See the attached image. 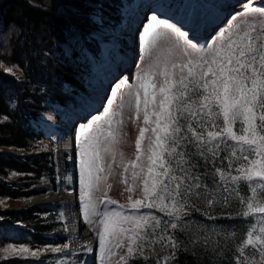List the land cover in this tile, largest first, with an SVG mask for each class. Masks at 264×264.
<instances>
[{
	"label": "trees",
	"instance_id": "1",
	"mask_svg": "<svg viewBox=\"0 0 264 264\" xmlns=\"http://www.w3.org/2000/svg\"><path fill=\"white\" fill-rule=\"evenodd\" d=\"M134 1L0 0V65H3L0 67V206L9 202L22 204L35 197L39 191L33 187L40 182L55 189L58 183L55 146L40 121L52 115L57 105L63 108L71 105L69 93H88L86 79L95 73V57L101 51V42L95 35L120 26ZM169 1L188 8L194 0ZM159 11L186 25L172 4L160 0L156 9ZM91 13L100 16L99 23ZM176 151L191 153L184 157L187 163L179 166L175 154L168 158L172 165L170 174L182 181L179 196H175L178 181L169 184V190L184 208L179 219L156 207L136 209L152 223V217L159 218L161 224L155 229V236L138 241L143 245V254L134 252L135 258H128L125 253L127 264H156L158 259L160 264H237V257L243 260L245 256L258 261L259 253L253 257L255 250L251 246L243 247L241 241L247 238L253 224L254 235L259 233V228L264 226V214L239 215L246 208L240 197L251 198L253 194L244 187V181L231 182V175H237L236 168L246 162L233 158L232 166L228 167L230 160L222 159L225 152L201 156L196 154V147L185 148L183 143ZM162 171L156 166L153 176L168 184L167 178L155 175ZM221 172L226 174L225 179H221ZM196 184L200 187H190ZM157 187L159 191L160 185ZM233 188L239 190V195L231 191ZM261 196L264 190L257 189V199ZM225 197H229L227 204ZM155 199L149 196L144 202L152 203ZM171 200L172 197H167L166 203L171 205ZM165 221L176 223L177 228L168 226L161 233ZM63 228L57 210L36 206L21 210L0 208V264H57L58 260H72L61 257L56 250L64 249L67 244L59 234ZM161 234L173 237L177 247L172 248L167 239L157 242ZM161 244L167 245L162 251ZM238 246L243 247L244 255L237 251ZM21 247L29 253L18 255L8 251Z\"/></svg>",
	"mask_w": 264,
	"mask_h": 264
},
{
	"label": "snow or ice",
	"instance_id": "2",
	"mask_svg": "<svg viewBox=\"0 0 264 264\" xmlns=\"http://www.w3.org/2000/svg\"><path fill=\"white\" fill-rule=\"evenodd\" d=\"M258 14L264 16V9L259 10ZM151 20V24L144 33L146 50L153 47L159 38L172 33L176 35L177 40L185 39L183 55L188 59L181 63L165 62L163 67L159 64L153 65V68L159 70L143 71L136 78L138 81L135 94L137 115L143 103L144 124H150V117H155V120L152 121L154 126L151 128L154 139L149 140L150 155L147 156L149 162L147 173L152 181L151 188H149V179H145L143 181L144 198L135 201L129 198L131 207L137 210L140 207H156L169 217L175 216L179 219V213L183 210L184 204L177 201L175 196L180 195L179 187L182 181L179 177L170 174L172 165L168 158L175 154L178 166L180 163H187L184 157L191 153L176 151L177 147L183 143L185 148L188 145L196 147V154L201 156H205L206 153L216 156L219 152H225L222 159L230 160L228 167L232 166L234 159L246 162L236 168L237 175L227 173L231 175L233 184L244 181V187L250 188L253 194L251 198L240 197V203H246V208L239 215L248 217L254 213L264 214V196L257 199V189L264 190V43H260L264 37L260 35L254 37L250 30H241L233 26L227 30V36L224 33L218 36V43L206 49H198L196 44L187 40L186 33L180 32L172 24L164 21L161 30V21L156 16H153ZM187 49H192L191 55ZM157 76L162 78L159 82L155 79ZM141 93H143V100H141ZM150 105L151 111H149ZM113 115L114 113L109 111L104 120V123L110 126L106 134L100 123H97L94 128L87 125L81 130V182L87 189L85 196L89 197L86 208L91 204L90 196L93 188L99 184L100 177L96 173L103 171L99 166L102 160L101 150L106 151L107 145L115 141L111 128ZM146 130V128L140 129L139 138L136 141V160H140L141 140L144 139ZM131 163L135 168V161ZM153 166L163 170L155 175L167 178L168 184H165L163 179L159 181L155 179ZM141 171L143 172L144 169L141 168ZM225 177L226 174L221 172V179ZM173 181H178L175 196L169 190V184ZM158 185H160L159 191ZM190 187H200V185ZM189 190L190 188L186 189L185 194ZM128 191L132 189L129 188ZM231 191L239 195L237 188ZM149 196H155L156 199L152 203H145ZM167 197H172L171 205L166 203ZM224 203H229V197L224 198ZM85 215L87 216V212ZM102 215L103 231L99 233L101 251L105 250L106 236L116 239L126 236L129 241L128 258H135L134 252L143 254V245L138 241L155 236V229L161 224L160 219L155 217L151 218L154 220L152 223L147 216L107 211ZM164 224L165 228L161 230V233L166 231L168 226L177 228L174 222L165 221ZM125 225L130 227L126 228ZM255 232L256 225L253 224L247 232V238L241 241V245L251 246L255 250L252 256L254 257L258 252L260 259L257 261L245 256L241 260L237 257V264H264V226L259 228L258 234L254 235ZM165 239L172 248L177 247L173 237H165L163 234L159 235L157 242ZM164 247L167 245L161 244V251ZM243 247H237L241 255H244ZM56 250L59 251V249ZM8 251L18 255L29 253L25 247L11 248ZM30 254L37 255L36 252ZM172 255L174 256L175 253ZM163 259L166 261L167 257ZM121 260L127 264L125 257H121ZM156 264H160L159 259Z\"/></svg>",
	"mask_w": 264,
	"mask_h": 264
},
{
	"label": "rangeland",
	"instance_id": "3",
	"mask_svg": "<svg viewBox=\"0 0 264 264\" xmlns=\"http://www.w3.org/2000/svg\"><path fill=\"white\" fill-rule=\"evenodd\" d=\"M146 1L151 2L147 6L141 4ZM162 1L172 4L175 10H179L182 21H185L186 25L180 24L177 19L172 18V15L170 17L160 11L157 13L156 9L160 0H135L127 8V14L121 19L120 26L109 32L95 35V38L101 42V51L95 57L97 59L95 73L86 79L89 82L86 89L88 93H69L72 98L71 105L65 108L57 105L52 115L44 116L40 121L41 128L48 132L55 146V162L58 170V183L55 189L46 182H40L33 187L39 191L35 197L22 204L9 202L0 206L1 209L13 210L36 206L61 213L64 228L59 234H62L67 244L64 249L58 251V254L63 258L71 257L72 260H58L57 264H123L121 257H124L127 252L129 244L127 237L116 239L106 236L105 250L102 252L99 246V233L103 231L101 221L102 213L105 211L141 216L136 209L131 208L129 198L132 201L143 199V181L149 179L147 156L150 155L149 140L154 139L151 128L154 126L152 121L155 117H150L149 125L144 124L143 103L137 115L135 94L138 81L136 78L149 69L158 71L159 69L153 68V65L159 64L163 67L165 62L181 63L188 59L183 55L185 39L177 40L176 35L172 33L159 38L153 47L146 50L144 33L152 22L151 18L156 16L161 21V30L163 22L167 21L180 32L186 33L187 40L196 44L198 49H206L218 43V36L221 33L227 36V30L233 26L241 30H250L254 37L257 35L264 37V16L258 14L259 10L264 9V0H194L188 8L181 3ZM92 17L96 22H100L98 14L92 13ZM124 25H127V29L122 30ZM115 36L119 38L116 42L112 40ZM130 40L132 44L129 43ZM260 43H264V39ZM131 48L135 52L133 56ZM187 51L190 55L192 54V49ZM112 57L119 61L118 70L113 73L111 71L114 69L110 65ZM155 79L159 82L162 78L157 76ZM141 100H143V93H141ZM83 101L93 104L92 108L89 106L85 112H81ZM109 111L114 113L111 118V128L115 141L107 145L106 151L101 150L102 160L99 166L103 171L96 173L100 177L99 184L93 188L90 196L91 204L86 208L89 197L85 196L87 189L81 182V130L87 125L94 128L97 123H100L106 134L110 126L104 123V120ZM149 111H151V105ZM68 113L72 115V118L65 125L67 130L58 137L53 128H59L55 125H59ZM141 128L147 130L144 139L141 140L140 160H136V141ZM69 129L73 133L71 136L73 144L68 151L62 153L59 159L56 146ZM133 161L136 163L135 168L132 167ZM141 168L144 169L143 172ZM62 183L65 186L63 192L69 197L77 214L75 219L78 228H68L65 208L60 204L28 206L29 202L45 192L56 193ZM129 188L132 191H128ZM124 227L127 228L130 225ZM86 231L90 232L89 237H83ZM74 236L79 237V243L74 244L76 238ZM84 244L87 246L85 247Z\"/></svg>",
	"mask_w": 264,
	"mask_h": 264
},
{
	"label": "bare ground",
	"instance_id": "4",
	"mask_svg": "<svg viewBox=\"0 0 264 264\" xmlns=\"http://www.w3.org/2000/svg\"><path fill=\"white\" fill-rule=\"evenodd\" d=\"M150 2L151 1L141 2V4H145L147 6L148 3H150ZM228 3H230V2H228ZM91 15H92V13H91ZM123 28L127 29V25L126 26L124 25L122 27V30H123ZM118 39H119L118 36H115L112 40H114L116 42ZM129 43L132 44L131 40L129 41ZM131 54H132V56L135 54V52L132 48H131ZM117 60L118 59H115L112 57V62L110 63V65H111V68L114 70H112L111 73L118 70L119 61H117ZM89 106H91L90 108H92L93 104L83 101V109H81V112L82 111L85 112V110ZM71 118H72V115L70 113H68L62 118V122L59 125L58 124L55 125V126H59V128H56V129L53 128V131L55 132L56 136L59 137L63 131L65 132V130H67V127L65 125L71 120ZM71 132L72 131H70V134L67 135L68 139L71 137V134H72ZM70 144H71V141L70 140L66 141V138H63V139H61V141L58 142V145L56 146V154H57V157L59 159L62 156L63 152H66L70 149ZM64 188H65V186L62 183V185H60V188L56 193L45 192L42 195L33 199L31 202H29L28 206H30V205H46L47 206V205L60 204L65 208L66 221L68 222L67 223L68 228H72V227L78 228V225L76 224V219H75L77 214L74 210V206L70 203L69 197L63 192ZM89 236H90L89 231L84 232L83 237H89ZM74 237H76L74 239V244L79 243V241H80L79 237H77V236H74ZM84 246L86 247L87 245L84 244Z\"/></svg>",
	"mask_w": 264,
	"mask_h": 264
}]
</instances>
